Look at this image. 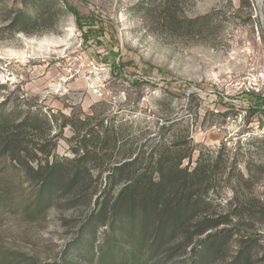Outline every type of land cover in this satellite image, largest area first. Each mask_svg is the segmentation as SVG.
I'll use <instances>...</instances> for the list:
<instances>
[{"label":"rangeland","instance_id":"1","mask_svg":"<svg viewBox=\"0 0 264 264\" xmlns=\"http://www.w3.org/2000/svg\"><path fill=\"white\" fill-rule=\"evenodd\" d=\"M23 1L0 0V30ZM29 3L46 11L45 21L32 33L0 31V103L18 117L30 107L51 118L85 117L106 102V116L126 121L125 133L143 140L158 139L165 122L173 124L165 132L177 137L189 125L201 148L221 151L211 211L241 215L237 224L234 214L233 228L253 241V264H264V0ZM72 136L66 127L57 140L60 156H71ZM3 180L10 182L11 197L0 205V264L92 256L90 238L77 239L91 209L62 199L34 208V187L21 168L0 159ZM112 237L99 227L91 264L119 263L109 252ZM238 237L218 253L208 251L204 264H227ZM192 260L185 254L164 262L160 253L146 264Z\"/></svg>","mask_w":264,"mask_h":264},{"label":"trees","instance_id":"2","mask_svg":"<svg viewBox=\"0 0 264 264\" xmlns=\"http://www.w3.org/2000/svg\"><path fill=\"white\" fill-rule=\"evenodd\" d=\"M45 12L24 0L22 8L9 11L0 31L32 33L45 21ZM5 104L0 103V159L21 168L34 187V208L62 199L69 207L91 209L77 239L90 238L92 256L48 264H91L100 226L113 232L109 252L121 259L117 264H146L160 253L164 262L188 254L192 264H204L208 251L218 253L234 235L239 245L227 264H253V241L233 228L235 215L237 224L241 215L211 211L221 151L201 148L189 125L177 137L165 132L173 127L165 122L158 139L143 140L125 133L126 121L106 116V102L91 107L85 117L51 118L30 107L18 117ZM66 127L73 130L67 138L71 156H60L57 140ZM10 187L9 181L0 182V205L9 202Z\"/></svg>","mask_w":264,"mask_h":264},{"label":"built area","instance_id":"3","mask_svg":"<svg viewBox=\"0 0 264 264\" xmlns=\"http://www.w3.org/2000/svg\"><path fill=\"white\" fill-rule=\"evenodd\" d=\"M93 94H94V95H99V96H101V95H102V92L99 91L98 88H94V89H93Z\"/></svg>","mask_w":264,"mask_h":264}]
</instances>
